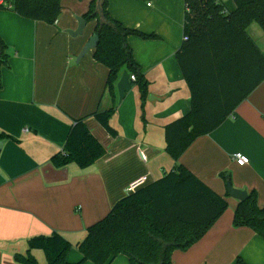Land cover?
I'll list each match as a JSON object with an SVG mask.
<instances>
[{"label": "crops", "instance_id": "1", "mask_svg": "<svg viewBox=\"0 0 264 264\" xmlns=\"http://www.w3.org/2000/svg\"><path fill=\"white\" fill-rule=\"evenodd\" d=\"M90 1L62 0V14L54 25L0 9V37L9 54L0 91V135L9 137L0 139V264H21L15 256L27 254L31 238L54 232L74 246L68 261H81L76 245L128 196L130 183L146 176L152 184L176 165L166 152L164 127L191 109L176 57L184 44V0H108L114 20L150 36L128 38L142 82L133 81L137 75L124 68L112 91L107 87L109 70L96 61L94 50L78 62L96 23L87 22L81 37L67 33L78 29L77 18L87 13ZM222 2L228 12L236 9L234 0ZM247 34L264 54V30L252 23ZM245 67H250L243 70L249 76L242 86L256 88L178 161L226 198L228 209L199 242L175 251L173 264H235L238 258L264 264V239L250 228L234 226L239 202L228 196L222 177H230L236 189L256 192L259 207H264V81L257 86L255 59ZM111 108L116 137L92 117ZM83 118L105 156L87 169L75 164L55 168L51 158L62 151L74 122ZM236 154L250 163L239 166ZM32 254L46 264L43 251Z\"/></svg>", "mask_w": 264, "mask_h": 264}, {"label": "trees", "instance_id": "2", "mask_svg": "<svg viewBox=\"0 0 264 264\" xmlns=\"http://www.w3.org/2000/svg\"><path fill=\"white\" fill-rule=\"evenodd\" d=\"M184 2V35L188 40L176 57L190 91L191 109L164 127L166 152L175 161L174 169L160 180L128 194L104 219L91 226L85 239L76 245L83 256L81 261H68L74 246L54 232L31 238L27 254L15 256L17 262L39 264L32 252L41 250L46 264H111L120 255H126L132 264H173V253L186 251L199 242L228 209L226 198L212 191L178 161L198 137L216 130L256 88L242 86L243 79L249 76L243 72L250 68L245 67L247 60H256L260 75L257 86L264 81V54L247 34L252 23L264 30V0H234L233 12H228L222 0ZM108 5V0H91L82 18L96 23L99 42L94 57L108 68L107 87L112 91L124 68L137 75V82H142L128 38L150 36L114 20ZM0 9L54 25L62 14V0H13L8 6L0 5ZM8 65V46L0 37V91L1 69ZM114 113L115 108H111L92 117L116 137L117 132L110 126ZM2 138L9 137L0 135ZM105 154V148L83 118L74 122L62 151L51 158V163L57 169L71 164L87 169ZM222 177L230 181V177L224 174ZM234 226L250 228L264 239V207H259L256 192L239 203ZM235 264L247 263L238 258Z\"/></svg>", "mask_w": 264, "mask_h": 264}, {"label": "water", "instance_id": "3", "mask_svg": "<svg viewBox=\"0 0 264 264\" xmlns=\"http://www.w3.org/2000/svg\"><path fill=\"white\" fill-rule=\"evenodd\" d=\"M78 29L76 31H67L68 35H70L73 38H78L84 35L85 28L87 26V22L82 18L78 17ZM99 42V36L97 34H94L86 44L85 48L81 52V54L78 57V62L85 57L90 51L96 50ZM153 97H149V100H152ZM3 143L0 142V153L2 151ZM227 191H228V196L239 203L245 202L248 197L249 193L248 191L245 190H239L236 189L232 186L231 182H227Z\"/></svg>", "mask_w": 264, "mask_h": 264}, {"label": "built area", "instance_id": "4", "mask_svg": "<svg viewBox=\"0 0 264 264\" xmlns=\"http://www.w3.org/2000/svg\"><path fill=\"white\" fill-rule=\"evenodd\" d=\"M8 1L9 0H0V5L8 6L9 5ZM187 40H188V37L184 36V41H187ZM136 79H137L136 76L132 77L133 81H136ZM234 160L239 166H245V165H248L250 163L249 158L242 155V154H236L234 156ZM147 184H148V177L143 176V177L138 178V179L134 180L133 182H131L130 185L128 186L126 192H127V194L135 193L136 191L143 188Z\"/></svg>", "mask_w": 264, "mask_h": 264}, {"label": "rangeland", "instance_id": "5", "mask_svg": "<svg viewBox=\"0 0 264 264\" xmlns=\"http://www.w3.org/2000/svg\"><path fill=\"white\" fill-rule=\"evenodd\" d=\"M13 1V0H10ZM112 264H132L126 255H120Z\"/></svg>", "mask_w": 264, "mask_h": 264}]
</instances>
